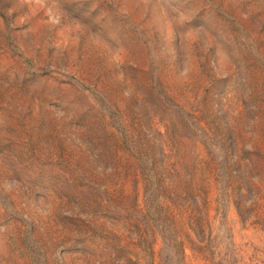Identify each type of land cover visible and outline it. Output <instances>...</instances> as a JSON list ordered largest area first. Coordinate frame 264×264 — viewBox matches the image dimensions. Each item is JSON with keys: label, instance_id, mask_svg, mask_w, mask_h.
<instances>
[{"label": "rangeland", "instance_id": "rangeland-1", "mask_svg": "<svg viewBox=\"0 0 264 264\" xmlns=\"http://www.w3.org/2000/svg\"><path fill=\"white\" fill-rule=\"evenodd\" d=\"M0 264H264V0H0Z\"/></svg>", "mask_w": 264, "mask_h": 264}, {"label": "trees", "instance_id": "trees-1", "mask_svg": "<svg viewBox=\"0 0 264 264\" xmlns=\"http://www.w3.org/2000/svg\"><path fill=\"white\" fill-rule=\"evenodd\" d=\"M188 187H191V182L193 180H187ZM194 185V184H193ZM195 187V186H194ZM195 191V190H194ZM207 191H208V182L207 178H204V186L202 190L199 192V196L193 195L192 192H188V197L186 198V202L189 204L183 210L178 206L177 195L172 193V197L170 196L169 200V217L170 224L173 231V236L169 239L163 238L162 244L163 247L169 248L171 246V242L177 243L180 246L181 253L183 254L184 250V242L191 243L192 240L189 239L190 235H196L195 228L201 231V226L208 223V200H207ZM192 224L195 225V228H191ZM183 233V238L177 239V234Z\"/></svg>", "mask_w": 264, "mask_h": 264}]
</instances>
